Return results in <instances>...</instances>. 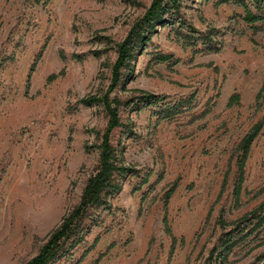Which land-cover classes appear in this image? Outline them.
Returning <instances> with one entry per match:
<instances>
[{
    "label": "rangeland",
    "instance_id": "obj_1",
    "mask_svg": "<svg viewBox=\"0 0 264 264\" xmlns=\"http://www.w3.org/2000/svg\"><path fill=\"white\" fill-rule=\"evenodd\" d=\"M150 2L0 0V264H26L78 202L98 164V149L85 145L98 144L107 124L102 105L79 101L106 90L114 43ZM180 12L201 36L193 46L202 51L193 52L176 25L162 26L137 58L126 90L112 92L121 101L139 91L165 99L120 105L122 125L111 141L134 170L107 207L95 211L97 220L82 241L50 264H204L223 231L253 209H264V103L258 110L252 106L264 78V19L250 24L242 6L217 0H186ZM206 35L216 51L203 50ZM158 52L178 63L151 61ZM234 92L239 102L227 106ZM185 99L178 113L158 117L162 103ZM257 121L262 128L250 147L236 204L238 144ZM165 213L176 236L170 258ZM250 223V234L228 264H264V223Z\"/></svg>",
    "mask_w": 264,
    "mask_h": 264
},
{
    "label": "trees",
    "instance_id": "obj_2",
    "mask_svg": "<svg viewBox=\"0 0 264 264\" xmlns=\"http://www.w3.org/2000/svg\"><path fill=\"white\" fill-rule=\"evenodd\" d=\"M185 1L186 0H151L142 15L132 23L123 39L114 43L115 59L110 69V79L106 90L102 94H87L80 99V104L85 106L94 104L102 105L107 115V124L99 136L100 140L98 144L85 145V150L91 148L98 149V164L95 172L89 175L84 183L78 202L62 215L59 223L49 232L38 252L31 257L26 264H50L55 258L78 245L86 232L89 231L92 223L97 220L94 214L95 211L102 206L108 205V199L117 195L122 190L125 178L134 169L124 163L122 154L117 152L111 141L113 130L122 125L120 122L119 107L123 103L125 105L132 104L133 107L141 103L142 106H147L152 103L163 101L165 97L158 96L148 91H139L140 94L137 97L121 101L119 98L111 96V94L117 89L122 91L126 90V85L134 77V64L137 58L146 49L153 35L158 32V28L162 26L169 25L174 27V25H176L175 29L180 33L183 42L191 44L193 52L202 51L193 46L196 44V37L201 36H196L195 28L187 23L181 16V7ZM217 2H233L242 6L245 11L244 20L250 24L264 19V0H217ZM250 5L256 10L255 12ZM182 28H187V30L182 32ZM104 38L109 42L111 41L108 37ZM206 40L207 44H204L205 48L203 50L216 51L217 47L210 45L208 35H206ZM44 46L45 45L42 47ZM41 51L37 53L29 68L25 93L28 92L30 75L41 57ZM98 53V51L93 52L94 55H98ZM72 57L75 59L81 58L78 54H73ZM150 60L156 63H166L169 67H173L178 63V60L174 58L172 54L161 52L154 54ZM59 73H64V70H61ZM59 73L50 74L47 79H55ZM238 102L239 94L234 92L229 96L227 106H232ZM183 103H187L186 99L177 101L173 104L162 103L158 112V117H172L180 111V107ZM263 103L264 78L254 97L252 106L258 110ZM213 105L214 103L209 105L202 112L201 116L208 114ZM261 128L262 121L255 122L243 135L238 144L239 154L236 160L237 178L233 188V200L236 204L240 201V194L244 181V169L250 147ZM88 131L93 132L94 129H89ZM175 187L176 183H173L165 192V206L168 204L169 198ZM252 219L255 221L253 227L260 226L264 223V209L259 207L253 209L236 222L232 229L223 231L219 235L217 243L209 250L204 264H228L229 255L232 253L233 249L250 234L251 229L247 231V228L251 224L250 222ZM162 223L165 233L171 239L168 254L170 258L175 249L176 236H174L171 231L166 213L162 217ZM94 241L96 242V240ZM86 253L87 250L82 254L81 258L85 256ZM101 256L102 254L98 256L97 260H99Z\"/></svg>",
    "mask_w": 264,
    "mask_h": 264
}]
</instances>
